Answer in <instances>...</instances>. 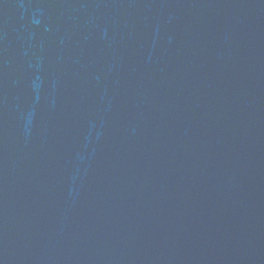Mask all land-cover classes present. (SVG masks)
<instances>
[{"label":"water","instance_id":"obj_1","mask_svg":"<svg viewBox=\"0 0 264 264\" xmlns=\"http://www.w3.org/2000/svg\"><path fill=\"white\" fill-rule=\"evenodd\" d=\"M0 264H264V0H0Z\"/></svg>","mask_w":264,"mask_h":264}]
</instances>
